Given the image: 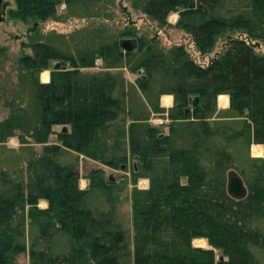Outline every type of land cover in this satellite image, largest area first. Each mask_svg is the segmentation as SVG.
I'll list each match as a JSON object with an SVG mask.
<instances>
[{
	"label": "trees",
	"instance_id": "16d2710c",
	"mask_svg": "<svg viewBox=\"0 0 264 264\" xmlns=\"http://www.w3.org/2000/svg\"><path fill=\"white\" fill-rule=\"evenodd\" d=\"M73 1L16 0L10 13L45 20ZM181 9L177 24L202 54L225 38L206 63L183 45L174 50L170 66L156 53L140 63L145 77L170 75L168 91L177 110L172 115L191 119L184 146L137 122L129 126L128 147L107 144L109 122L124 109L122 87L107 70L83 69L95 67L99 57L106 67L121 66L134 51H124L119 40L78 55L46 41L32 43L33 53L22 58L26 68L41 71L52 60H61V67L47 82L32 75L33 103L0 119V143L15 136L22 144L0 152V264H19L26 252L29 264H264V156L251 153L254 143L264 147V52L258 50L264 41V0L143 3L160 25ZM220 94H229L228 107L218 108ZM197 95L198 105L187 113ZM56 125L67 130L57 133L60 143H49ZM30 143L42 144V152ZM65 148L117 168L137 159L134 182L143 176L150 183L133 191L132 243L112 214L115 185L105 169H93L82 187L79 168L64 156ZM230 168L246 181L242 199L228 192ZM41 200L48 205L41 207ZM199 237L214 248L194 245ZM216 249L224 258L217 259Z\"/></svg>",
	"mask_w": 264,
	"mask_h": 264
},
{
	"label": "rangeland",
	"instance_id": "374dc122",
	"mask_svg": "<svg viewBox=\"0 0 264 264\" xmlns=\"http://www.w3.org/2000/svg\"><path fill=\"white\" fill-rule=\"evenodd\" d=\"M2 1L8 3V7L6 14H1L5 15L6 19L0 20V119L7 117L17 106L30 107L33 103L35 86L32 75L38 74L40 81H43V73L47 71L51 78L54 64L57 63L55 60L50 62L49 68L41 71L24 66L22 58L33 53L32 43L35 41H46L66 53L78 55L97 53L101 45L115 42L122 37H136L139 40V48L127 57L121 66L106 67L104 60L99 57L95 67L83 69L86 73L107 70L117 78L122 87L123 112L109 122L105 135L107 139L104 138L112 148L118 144L128 147L129 126L132 122H137L139 128L156 127L161 134L170 135L174 146H184L188 143L191 137V119L176 118L172 115L177 110L175 95L168 91L171 87L170 75L155 72L151 77H145L147 73L140 67V63L148 54L156 53L163 55L170 66L173 64L174 50L181 45L192 57L206 63L223 47L225 38L220 39L213 52L202 54L196 50L190 34L177 24L182 9L172 11L167 23L160 25L143 10L145 0H75L70 5L64 2L58 6L55 16L45 20L14 16L10 11L17 8L16 0ZM258 50L264 52V41H260ZM65 64L70 65L69 61ZM192 107V104L188 107L189 111ZM226 107L218 97V108ZM64 127L54 126L56 132L50 135L48 142L60 143L57 133ZM21 145L18 137L14 136L4 144L0 143V152L3 148H19ZM29 145L36 153L42 152V144ZM63 153L68 160L76 162L81 173L82 187L88 185L87 176L93 169H105L106 176L110 177L115 185L113 192L116 202L112 214L132 243L133 191L136 186L143 189L150 183V179L143 176L137 183L134 182L133 169L135 167L138 170L139 167L137 159L129 158L126 164L117 168L71 149L65 148ZM251 153L253 156L262 157L264 147L262 155H256L252 146ZM39 205L46 206V201L41 200ZM262 225L264 226V218ZM193 244L214 248L207 237L196 238ZM216 254L217 259L224 258L218 249ZM18 259L19 264H29L28 252L21 254Z\"/></svg>",
	"mask_w": 264,
	"mask_h": 264
},
{
	"label": "water",
	"instance_id": "95a60500",
	"mask_svg": "<svg viewBox=\"0 0 264 264\" xmlns=\"http://www.w3.org/2000/svg\"><path fill=\"white\" fill-rule=\"evenodd\" d=\"M2 18L3 16L0 14V20ZM119 45L124 51L132 52L139 48V40L136 37H122L119 39ZM60 67H61V62L57 61V63H55L53 67V70L58 69ZM199 100H200L199 95L192 98V105L193 106L198 105ZM189 110L190 109L188 108L187 112ZM64 130H67V126L64 127ZM227 189L229 194L236 199H242L246 197L248 193V187L246 181L242 176V174L236 168H230L227 172Z\"/></svg>",
	"mask_w": 264,
	"mask_h": 264
},
{
	"label": "bare ground",
	"instance_id": "6f19581e",
	"mask_svg": "<svg viewBox=\"0 0 264 264\" xmlns=\"http://www.w3.org/2000/svg\"><path fill=\"white\" fill-rule=\"evenodd\" d=\"M43 78L44 80H48L49 79V72L45 71L43 73ZM219 98H220V102L224 105H227L229 103V95L227 94H221L219 95ZM252 150L253 152L256 154V155H262L263 154V145L262 144H257V143H254L252 145ZM199 241H202V240H199Z\"/></svg>",
	"mask_w": 264,
	"mask_h": 264
},
{
	"label": "flooded vegetation",
	"instance_id": "af4514ba",
	"mask_svg": "<svg viewBox=\"0 0 264 264\" xmlns=\"http://www.w3.org/2000/svg\"><path fill=\"white\" fill-rule=\"evenodd\" d=\"M7 7H8V3H5L2 0H0V14H6ZM2 16H3L2 20H5L6 19L5 15Z\"/></svg>",
	"mask_w": 264,
	"mask_h": 264
},
{
	"label": "crops",
	"instance_id": "0c3cea01",
	"mask_svg": "<svg viewBox=\"0 0 264 264\" xmlns=\"http://www.w3.org/2000/svg\"><path fill=\"white\" fill-rule=\"evenodd\" d=\"M49 78H50V76H49ZM48 80H50V79H48ZM48 80H44V78H43V82H47ZM221 95V94H220ZM227 95H229V94H227ZM229 104H230V96H229ZM229 105L227 104V107H228ZM46 201V200H45ZM48 205V203H47V201H46V206ZM45 207V206H44Z\"/></svg>",
	"mask_w": 264,
	"mask_h": 264
}]
</instances>
